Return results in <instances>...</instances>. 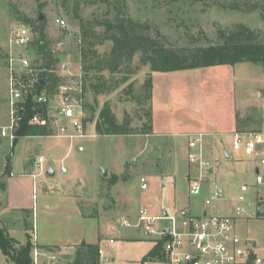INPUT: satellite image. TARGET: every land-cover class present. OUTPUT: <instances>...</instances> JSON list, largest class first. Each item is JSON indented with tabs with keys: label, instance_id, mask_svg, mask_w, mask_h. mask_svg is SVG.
I'll return each mask as SVG.
<instances>
[{
	"label": "rangeland",
	"instance_id": "1",
	"mask_svg": "<svg viewBox=\"0 0 264 264\" xmlns=\"http://www.w3.org/2000/svg\"><path fill=\"white\" fill-rule=\"evenodd\" d=\"M76 2L78 17H74ZM124 4L127 14L139 23L148 24L153 37L169 50L222 44L225 42L221 38L223 32L240 27L253 32L256 37L254 43L264 45V0H124ZM107 10V5L101 0H0V129L10 120L7 105L10 79L8 58L13 50L10 41L17 30L24 26L34 33L27 21H35L43 15L47 24L46 33L52 41L55 55L60 59L59 65H67L74 78L82 83V103L87 102L89 107H95L96 113L93 118L91 111L85 110V138H19L21 144L15 151V170H21L24 159L31 157V163L35 164L44 155V169L37 181L36 205L40 203L38 197L45 188L72 193L79 198L84 212L101 216L100 246L103 255L100 264H137L152 250L153 241L142 228L123 227L121 222L128 219L135 224L142 207L148 206L155 216L186 208L197 216L205 210L213 214L229 213L231 206L240 202L241 196L244 197L241 205L245 208L255 201V163L236 152L232 135L222 132H229L234 126L233 109L229 110L231 101L232 107L237 101L241 111L249 103L246 107L251 108L242 116V120L251 117L255 122L241 129L258 131L264 119V101H260L258 93H255V87L261 86L260 83L252 80L259 74V68L244 64L234 68L209 69L204 77L201 74L199 77L191 76L192 80L204 82V98L199 100L198 108L193 106L183 112L176 109L171 116L160 113L165 127L173 117L177 123L181 121L190 127L195 125V132L215 133L201 137V144L206 149L204 157L213 163L214 171L206 173L201 194L191 195L188 176L190 180L195 170L188 160V143L198 136H178L172 141L150 133V101L143 85L151 67L142 60V54L138 52L130 64L122 66L115 74L110 71H86L88 64L84 63L82 52L83 22L101 19ZM57 20H63L65 24L61 25ZM112 47L113 43L107 40L97 45L95 51L103 57L110 53ZM31 50L26 46L13 51L33 61ZM225 69L227 75L234 73L239 79L236 86L239 90L233 89L230 99L226 94L225 74H222ZM241 73L247 78L244 83L240 80ZM178 81L184 82L185 79L181 77ZM102 83L114 90L110 94L95 96L92 84L96 86ZM105 103L110 105L118 124L129 125L131 134H100L98 116ZM61 123L69 128V133H75L68 120ZM50 130L51 135L58 134L56 127ZM6 146L7 142L1 139L0 150L4 149L3 154L0 151V185L6 180L7 159L12 158L13 152L12 147ZM224 149L231 159L225 158ZM63 168L66 169L65 173L62 172ZM103 168L108 171L107 177L103 175ZM49 169H54L55 177L47 175ZM36 173L40 171L36 169ZM142 177L148 181V191L141 189ZM215 185L223 191L225 202H217L207 208L205 201L214 195ZM244 185L249 187L247 192H243ZM4 205V193L0 188V227L7 224L11 217L10 214H2ZM256 210L257 207L247 209L246 214L238 219L237 233L245 241L256 242L260 248L259 254L264 255V218L255 217ZM260 210L264 212L263 208ZM20 233L16 237H20ZM110 239L115 240V245L109 244ZM104 257L110 260L107 262ZM51 261L70 263L66 256L60 254ZM0 264H13L3 258L1 250Z\"/></svg>",
	"mask_w": 264,
	"mask_h": 264
},
{
	"label": "built area",
	"instance_id": "2",
	"mask_svg": "<svg viewBox=\"0 0 264 264\" xmlns=\"http://www.w3.org/2000/svg\"><path fill=\"white\" fill-rule=\"evenodd\" d=\"M64 25L63 20H57ZM35 40V34L24 26L19 28L11 39V49H19L30 46ZM10 52L8 58L9 79V123L1 127L0 134L7 139L14 148L19 139L18 129L23 119L24 105L29 97H33L38 104L49 106L48 117L36 114L30 120V124L38 126L56 127V137H66L71 140L84 138V111L82 104L83 86L71 73L67 65L60 64L56 72L60 79L56 92L51 95L47 91H38L37 85L43 78L40 70L34 69L33 61L26 55ZM69 71L64 75L63 72ZM58 99L59 105L53 112L51 102ZM54 113V116H53ZM62 119L71 121V127L75 134L69 133V128L61 123ZM44 137V136H42ZM191 150L190 162L195 165L196 173L189 180V193L194 196L201 194L202 186L206 182V173H213L214 165L204 157V148L201 144V136L189 143ZM233 149L255 163V201L241 205L244 197L239 198V203L231 206L228 213L213 214L205 210L202 215H194L187 208L178 212H163L155 216L150 208L142 207L138 212V220L135 224L128 219L121 222L123 227L142 228L146 236L153 241L154 253L147 255L137 264H264V255H260V248L256 242L243 240L237 233V221L246 214L247 209H255V217L264 218V131L237 132L234 135ZM45 156L41 155L37 162V169L43 171ZM219 162V161H218ZM65 173L66 169L63 168ZM37 177V175H34ZM140 186L143 191H148V181L140 178ZM249 187L243 186V192ZM225 202L223 191L215 185L214 195L206 201L207 208L214 203ZM156 237V238H155ZM110 245L116 242L109 240ZM34 261L38 263L39 251L34 249ZM103 251L100 250L102 257ZM109 261V257H104Z\"/></svg>",
	"mask_w": 264,
	"mask_h": 264
},
{
	"label": "trees",
	"instance_id": "3",
	"mask_svg": "<svg viewBox=\"0 0 264 264\" xmlns=\"http://www.w3.org/2000/svg\"><path fill=\"white\" fill-rule=\"evenodd\" d=\"M108 7L105 15L101 19L83 22L82 26V52L83 61L87 63L86 71L102 73L110 71L117 73L122 66L132 62L135 55L142 54V60L150 65L151 72H172L197 68H205L220 65H236L239 63H253L264 65V45L254 43L256 40L253 32L245 27H240L234 31L223 32L221 38L224 43L210 45L199 49H183L173 51L167 49L158 39L151 34V28L148 24H142L133 20L126 12L124 0H101ZM74 17H78V3H75ZM31 25L35 40L29 46L34 55L33 67L40 70L39 75L45 77V85L38 84V91H47L53 95L59 85L60 79L56 75V69L59 66V56L55 55L52 48V41L46 33V20L38 17L35 21L28 20ZM111 41L113 47L109 54L103 57L97 55L95 47L102 45L105 41ZM251 40L250 42H247ZM152 75L148 77L143 85L148 95V100L152 97ZM95 96L101 93L110 94L114 88L101 85H93ZM83 109L89 110L94 115L95 107H89L87 102H83ZM49 106L47 104H38L33 97L27 99L24 105L23 119L18 129L19 138L29 136H51L49 126H38L30 124V120L36 114L48 117ZM149 131L152 133V112L151 107L148 113ZM98 131L102 135H128L131 130L127 123L118 124L115 115L108 103L99 112ZM254 119L248 117L242 120L238 117V132H247L242 127L254 123ZM149 133V134H150ZM18 140L15 142V145ZM12 170V159L8 157L5 176H9ZM2 192L6 195L7 181L0 185ZM26 217L30 219L29 211ZM24 213V214H25ZM26 219L27 242L22 245L12 238L6 228L0 227V249L6 258L13 264H35L33 252L35 244L30 231L33 229V223L29 224ZM155 248L149 254L156 251ZM148 254V255H149ZM73 264H100V245L82 243L77 248Z\"/></svg>",
	"mask_w": 264,
	"mask_h": 264
},
{
	"label": "crops",
	"instance_id": "4",
	"mask_svg": "<svg viewBox=\"0 0 264 264\" xmlns=\"http://www.w3.org/2000/svg\"><path fill=\"white\" fill-rule=\"evenodd\" d=\"M251 64L259 68V74L255 75V78L252 80L260 83L261 86L255 87V93H258L260 101H264V65H256L253 63H239L236 65H220L212 66L205 68L181 70V71H172V72H149L152 75L153 85H152V97L150 100V107L152 112V135L161 138H169L174 141V137L194 135L201 136L205 134H215L213 132L204 133L196 130L195 125L191 127L179 121H175V118H171V121L168 122V126L165 127L161 121V114H168L171 116L173 111L178 109L180 111L189 110L191 107L198 108L199 100H203L204 90L202 91L204 82H198V80H192L191 76H201L204 77L206 72L209 69L216 68H234L239 65ZM227 69L224 70L222 74H225V86L227 87L226 94L230 99L233 94V89H237L238 86V77L236 74L227 75ZM232 73V71H231ZM240 80L244 83L247 78H244V74H240ZM184 78V82H179L178 79ZM188 80H187V79ZM195 81V82H194ZM224 81V80H223ZM197 89H196V85ZM224 87V82H222ZM239 90V88H238ZM242 96V95H241ZM202 97V98H200ZM243 97H245L243 91ZM247 97V93H246ZM197 103V104H196ZM233 101L229 102V110H232L234 116V126L229 130V132H222V134H231L234 140V135L238 131V117L242 119L244 114L251 108L245 106L243 111L239 109L237 101L234 102V107H232ZM8 105V98H7ZM59 101L55 98L51 102V108L53 112L58 107ZM9 109V107H8ZM84 117H85V110ZM54 116V113H53ZM61 122L66 119L60 118ZM174 120V121H173ZM68 123L71 125V121L68 120ZM84 123V119H83ZM264 119L260 124L259 130H263ZM198 128V126H197ZM51 129V127H50ZM72 129V127H71ZM72 134V133H70ZM75 134V133H73ZM55 136V135H51ZM47 136V137H51ZM38 137L40 139L46 138V136H32ZM28 137V138H32ZM86 137V136H85ZM84 137V138H85ZM0 138L7 142V145L10 146V143L7 139L3 138L0 134ZM0 139V142H1ZM69 139V138H68ZM78 139V138H76ZM71 140V139H69ZM74 140V139H73ZM192 139L189 141V143ZM188 143V156L191 152ZM21 140L18 141L16 146L13 148L12 152V170L11 174L6 177L7 181V192L4 194L5 205L2 210V214H10L11 217L4 224L2 228H6L10 236L18 241L20 244L24 245L27 242V231H26V217L28 216L25 211H29V224L33 223V229L30 233L33 236V241L35 248L39 251L38 263L37 264H57L53 263L51 260H56L58 255H63L70 260L69 264H73L77 248L82 243L87 244H99L100 245V218L101 216L95 214H88L84 212L82 206L79 203V198L73 195L70 192H64L61 190L52 191L49 188H45L41 192L40 197H38L39 204L36 205V196L38 189V177L41 173H36L37 163H31V157L27 160H23V165L21 170H15V151L19 148ZM6 146V147H8ZM204 148V146H203ZM2 148L0 151L3 154ZM5 153V152H4ZM204 153L206 154V149L204 148ZM223 153L226 159H231V155L224 149ZM228 155V156H227ZM190 162V159L188 157ZM192 167L195 170L196 168L193 163L190 162ZM50 170V169H49ZM48 170V171H49ZM54 170V169H53ZM48 171L46 172L48 175ZM55 172V171H54ZM37 175V177H34ZM56 172L54 176L55 177ZM189 184V176H188ZM205 212V211H204ZM203 212V213H204ZM25 213V214H24ZM202 213V214H203ZM201 214V215H202ZM124 220V219H123ZM1 224V223H0ZM21 232L20 237H16L17 234ZM111 240V239H110ZM110 244V243H109ZM115 245V244H114ZM1 250V249H0ZM101 250V246H100ZM2 252V251H1ZM3 254V252H2ZM34 255V253H33ZM3 258L11 263L6 256L3 254ZM101 259V256H100Z\"/></svg>",
	"mask_w": 264,
	"mask_h": 264
},
{
	"label": "water",
	"instance_id": "5",
	"mask_svg": "<svg viewBox=\"0 0 264 264\" xmlns=\"http://www.w3.org/2000/svg\"><path fill=\"white\" fill-rule=\"evenodd\" d=\"M40 19H41V20H44V16H43V15H40ZM46 82H47V80H46L45 77H43V78L40 80V84L45 85ZM227 156H228V155H227ZM102 171H103V175H104V177H107V176H108V171L105 170L104 168L102 169ZM48 175H49V176H54V175H55L54 170H53V169H50V170L48 171Z\"/></svg>",
	"mask_w": 264,
	"mask_h": 264
}]
</instances>
